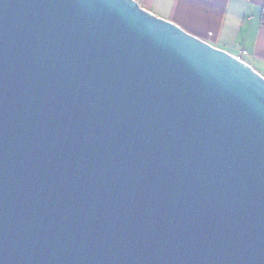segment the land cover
<instances>
[{"label": "water", "instance_id": "water-1", "mask_svg": "<svg viewBox=\"0 0 264 264\" xmlns=\"http://www.w3.org/2000/svg\"><path fill=\"white\" fill-rule=\"evenodd\" d=\"M0 264H264V77L135 0H0Z\"/></svg>", "mask_w": 264, "mask_h": 264}, {"label": "crops", "instance_id": "crops-1", "mask_svg": "<svg viewBox=\"0 0 264 264\" xmlns=\"http://www.w3.org/2000/svg\"><path fill=\"white\" fill-rule=\"evenodd\" d=\"M186 33L234 56L264 77V0H135Z\"/></svg>", "mask_w": 264, "mask_h": 264}, {"label": "built area", "instance_id": "built-area-1", "mask_svg": "<svg viewBox=\"0 0 264 264\" xmlns=\"http://www.w3.org/2000/svg\"><path fill=\"white\" fill-rule=\"evenodd\" d=\"M260 22H261V23H264V6L261 8ZM235 57L238 58L239 60H243V59L241 58V56L236 55Z\"/></svg>", "mask_w": 264, "mask_h": 264}]
</instances>
